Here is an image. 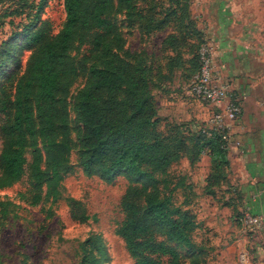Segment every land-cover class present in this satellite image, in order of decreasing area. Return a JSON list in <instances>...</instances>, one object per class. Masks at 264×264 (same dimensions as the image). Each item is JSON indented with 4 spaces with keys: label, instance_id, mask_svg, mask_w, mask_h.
<instances>
[{
    "label": "trees",
    "instance_id": "16d2710c",
    "mask_svg": "<svg viewBox=\"0 0 264 264\" xmlns=\"http://www.w3.org/2000/svg\"><path fill=\"white\" fill-rule=\"evenodd\" d=\"M19 3L13 15L28 13L29 17L36 11L34 0ZM141 4L147 8L141 9ZM191 6L192 0H64L66 19L56 35L48 21L30 30L39 21L36 11L35 22L25 27L24 40L32 54L22 73L19 69L8 73L10 65L19 62L16 45L8 42L0 48V190L22 180L28 165L26 154L31 150L30 196L19 193L20 198L32 205L59 200L60 187L73 166L71 90L85 77L75 97L82 126L79 162L88 176L107 183L120 176L129 181L121 202L124 217L116 234L134 263L184 264L181 249H186L190 264H207L203 255L210 252L208 247L194 239L200 226L196 215L174 202L177 189L192 187L180 182L171 187L170 168L184 155L195 165L201 153H208L212 167L204 191L215 196L228 183L229 150L223 148L217 133L207 138L199 131L189 139L164 132L150 86L154 70L155 77L165 80L187 72L182 58L192 50L194 59L187 65L195 76L199 73V52L206 39L192 17ZM122 13L149 34L170 29L162 49L180 57H168L157 66L148 64L144 53L128 52L117 21ZM86 44L89 50L78 61L73 53ZM187 204L190 201H184V207ZM81 249L80 264H102L106 256L98 236Z\"/></svg>",
    "mask_w": 264,
    "mask_h": 264
},
{
    "label": "rangeland",
    "instance_id": "374dc122",
    "mask_svg": "<svg viewBox=\"0 0 264 264\" xmlns=\"http://www.w3.org/2000/svg\"><path fill=\"white\" fill-rule=\"evenodd\" d=\"M34 1L36 5L34 10L39 12V21L35 27L31 26L30 30H35L42 21H48L51 23L53 34H58L66 19L64 0ZM19 2L20 0H0V48L3 44L12 42L16 45V57L19 59V62L10 65L8 73L18 69L22 73L32 54V50L26 46L24 32L30 22H35L36 11L29 17L28 13L22 16L13 15L12 13L22 5ZM41 5L42 9L37 10ZM163 7H168L167 2ZM140 8H147V4H141ZM117 21L125 34L128 52L144 53L148 64L155 63L158 66V63L162 65V61L165 62L168 57H180L175 52L162 49V41L170 29L149 34L146 29H141L139 23L128 21L124 13L117 16ZM88 50L89 45L86 44L73 55L81 61ZM194 53V50L192 54L184 53L182 58L186 61L184 67L188 66L187 72L176 73L173 80L166 76L168 79L165 80L160 75L155 77L157 72L154 70V73H151L150 84L163 131L168 135L178 133L181 137L189 139L207 125L215 112L214 108L208 107V103L201 101L191 92L195 70L187 64L194 59ZM85 81V77L79 78L71 90L73 166L60 187L59 200L56 202L44 200L38 205H32L27 199L20 198L19 193H28L30 196L31 150L26 154L28 165L22 180L10 188L0 190V264H80L82 244L96 236L102 239L106 250L102 264H135L123 240L116 234L117 226L124 217L121 202L130 185L129 181L120 176L112 183H107L98 176H88L83 172L79 162L82 126L77 117L75 97L84 87ZM1 119L0 116V124ZM165 124L168 125L166 130ZM1 150L0 139V152ZM199 160L193 165L184 155L179 163H174L170 168L171 187L179 182L192 187L185 191L177 189L174 202L196 215L200 226L194 234V239L198 245L205 244L208 247L210 252L203 255L206 263L227 264L229 256L224 250L238 237L250 238L249 236L257 229L256 231L247 229L240 223L241 219L238 222L243 209L237 202L239 199L234 191L233 178L228 179L227 185L216 190L215 196H210L204 191L206 177L212 167L211 157L203 152ZM187 200L190 204L184 207V201ZM1 210L8 211V214L5 215ZM80 215H85L86 220L82 221ZM240 247L237 253L240 260L235 259L234 264L235 262L247 264L248 258H243V255L239 254ZM246 247L251 249V239H247ZM181 251L186 258L184 264H190L188 250Z\"/></svg>",
    "mask_w": 264,
    "mask_h": 264
},
{
    "label": "crops",
    "instance_id": "0c3cea01",
    "mask_svg": "<svg viewBox=\"0 0 264 264\" xmlns=\"http://www.w3.org/2000/svg\"><path fill=\"white\" fill-rule=\"evenodd\" d=\"M191 13L212 44L217 75L242 105L231 131L228 179H234L241 209L261 219L250 238L227 245V264L240 260V246L247 264H264V0H192Z\"/></svg>",
    "mask_w": 264,
    "mask_h": 264
},
{
    "label": "built area",
    "instance_id": "2783aa9c",
    "mask_svg": "<svg viewBox=\"0 0 264 264\" xmlns=\"http://www.w3.org/2000/svg\"><path fill=\"white\" fill-rule=\"evenodd\" d=\"M199 56L201 69L194 78L191 92L215 109L201 133L207 138L217 133L224 142L223 148L230 150L233 145L231 131L242 114V105L232 86L222 80L215 71L214 49L211 42L206 40L200 49ZM241 223L247 229L256 231L261 226V219L246 210L241 217Z\"/></svg>",
    "mask_w": 264,
    "mask_h": 264
}]
</instances>
